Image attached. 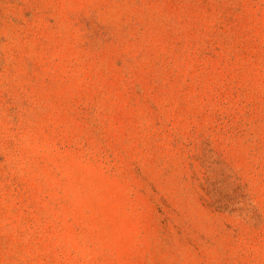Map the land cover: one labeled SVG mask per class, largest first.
Here are the masks:
<instances>
[{"label":"rangeland","instance_id":"1","mask_svg":"<svg viewBox=\"0 0 264 264\" xmlns=\"http://www.w3.org/2000/svg\"><path fill=\"white\" fill-rule=\"evenodd\" d=\"M0 264H264V0H0Z\"/></svg>","mask_w":264,"mask_h":264}]
</instances>
